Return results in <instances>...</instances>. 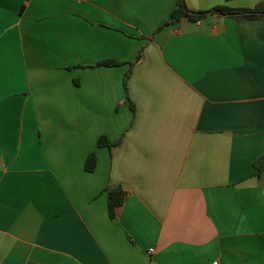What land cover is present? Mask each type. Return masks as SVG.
<instances>
[{"label":"crops","instance_id":"obj_1","mask_svg":"<svg viewBox=\"0 0 264 264\" xmlns=\"http://www.w3.org/2000/svg\"><path fill=\"white\" fill-rule=\"evenodd\" d=\"M177 1L0 0V264H264V18Z\"/></svg>","mask_w":264,"mask_h":264},{"label":"trees","instance_id":"obj_2","mask_svg":"<svg viewBox=\"0 0 264 264\" xmlns=\"http://www.w3.org/2000/svg\"><path fill=\"white\" fill-rule=\"evenodd\" d=\"M209 15L240 17L244 19H259V18H264V4H260L254 9H239V8H231L228 6H219V7H215L210 11L193 12L189 9L186 0H178L177 7L172 13V21L165 25L174 24L184 18H189L192 21H198ZM141 60H142V53H140L136 61L133 63L121 62L116 60H105L98 63L96 66L119 67L125 64H130L131 67H134ZM131 76H132V68L128 73H126L124 78V86L127 93V100H131L129 96V80ZM132 110L135 113L134 104H132ZM121 144H122V140L112 142L107 137H101L98 141V145L100 147L118 149L120 148ZM96 167H97V156L96 154L92 153L87 158L85 169L87 172H93L95 171ZM107 192L109 195V214L111 218H115L117 209L124 204L126 191L121 186H117L115 188H107Z\"/></svg>","mask_w":264,"mask_h":264},{"label":"built area","instance_id":"obj_3","mask_svg":"<svg viewBox=\"0 0 264 264\" xmlns=\"http://www.w3.org/2000/svg\"><path fill=\"white\" fill-rule=\"evenodd\" d=\"M198 23H201V22L199 21ZM154 253H155V249H150V250L148 251V254H149V255H152V254H154ZM215 264H217V263H215Z\"/></svg>","mask_w":264,"mask_h":264}]
</instances>
